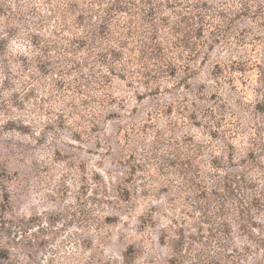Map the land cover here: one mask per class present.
Instances as JSON below:
<instances>
[{"label":"clouds","instance_id":"1","mask_svg":"<svg viewBox=\"0 0 264 264\" xmlns=\"http://www.w3.org/2000/svg\"><path fill=\"white\" fill-rule=\"evenodd\" d=\"M113 3L0 0V264H264V0Z\"/></svg>","mask_w":264,"mask_h":264},{"label":"trees","instance_id":"2","mask_svg":"<svg viewBox=\"0 0 264 264\" xmlns=\"http://www.w3.org/2000/svg\"><path fill=\"white\" fill-rule=\"evenodd\" d=\"M126 7H127V5L125 3V0H114V3L112 4L111 8L109 9V17L106 18V21L102 22L101 25L99 26V28L97 29V32L101 37L105 36L107 34V32L109 31V25L111 23V13L115 12V11H124V10H126ZM78 19L81 21V23L83 22V16L79 17ZM76 44H77V46L81 47V49L83 50V43L80 40L77 39ZM111 55L113 57H116V56H118V53L113 51L111 53ZM100 58L103 59V56H101ZM170 75L174 76V73H170ZM227 184H228V181L226 180V182H225L226 188H227ZM181 246H182V240L176 244V247H178V248Z\"/></svg>","mask_w":264,"mask_h":264},{"label":"rangeland","instance_id":"3","mask_svg":"<svg viewBox=\"0 0 264 264\" xmlns=\"http://www.w3.org/2000/svg\"><path fill=\"white\" fill-rule=\"evenodd\" d=\"M34 43H35V40L33 41ZM41 71H45V67L44 66H41ZM119 81H123V77H118L117 78ZM181 86L182 87H186V85H184V84H181ZM214 98V97H213ZM147 99H148V97H136V99H135V102H138V103H144V102H146L147 101ZM261 105H264V101H261V102H259L258 104H257V110L258 111H260L261 113H264V107H261ZM136 110H135V108H133V112H135ZM241 179H243V178H241ZM256 203H258V202H256Z\"/></svg>","mask_w":264,"mask_h":264}]
</instances>
